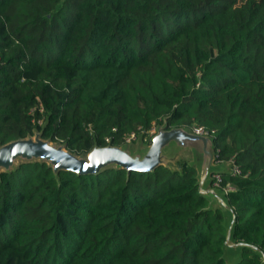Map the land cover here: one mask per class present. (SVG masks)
I'll return each mask as SVG.
<instances>
[{
  "label": "trees",
  "instance_id": "16d2710c",
  "mask_svg": "<svg viewBox=\"0 0 264 264\" xmlns=\"http://www.w3.org/2000/svg\"><path fill=\"white\" fill-rule=\"evenodd\" d=\"M153 126L204 128L239 170L216 172L231 246L193 163L29 162L0 173V264H264V0H0V146L86 156Z\"/></svg>",
  "mask_w": 264,
  "mask_h": 264
},
{
  "label": "water",
  "instance_id": "95a60500",
  "mask_svg": "<svg viewBox=\"0 0 264 264\" xmlns=\"http://www.w3.org/2000/svg\"><path fill=\"white\" fill-rule=\"evenodd\" d=\"M173 147L191 149L197 170L198 192L207 198L213 197L218 200L217 202L231 213L218 192L208 188L212 174L219 171V166L213 164L212 139L194 135L184 128L167 130L165 126L159 127L144 154L139 152L132 154L125 149L107 145L94 147L86 156L72 154L63 145H54L41 139L40 134L36 133L32 138L19 139L0 146V173L9 172L19 163L29 162H44L52 168L54 174L66 171L79 176L97 175L112 167L123 169L127 174L147 173L160 166L169 167L166 155ZM233 219L232 215L226 245Z\"/></svg>",
  "mask_w": 264,
  "mask_h": 264
},
{
  "label": "rangeland",
  "instance_id": "374dc122",
  "mask_svg": "<svg viewBox=\"0 0 264 264\" xmlns=\"http://www.w3.org/2000/svg\"><path fill=\"white\" fill-rule=\"evenodd\" d=\"M159 127H161V126H156L155 127L154 133L157 132ZM150 137L152 138L153 136H150ZM53 144L54 145H59V144H56V143H53ZM148 146L149 145H146L145 143L142 142V139L135 138L132 142L126 143L125 146H123V148L122 147L121 148L125 149L128 153L135 154V153L139 152L141 154H144L145 151L147 150ZM166 157H167V160L169 161V167L171 169H174L176 167L177 162L180 161V160H184V161H187V162H190V163L194 164L193 153H192L191 149H188V148H176V147H173V148H171L168 151ZM213 164H214V158H213ZM228 168H229V164L228 163H226L224 165L220 164L219 171L220 170H226V169L228 170ZM211 179H212V176H211ZM211 186H212V183L209 185L208 188L216 190L215 188H213ZM217 194L220 195L221 198L224 201V198H223L222 194L219 193V192ZM209 201H210L211 204H214V203L217 204L218 203V206L223 208V212L225 213V215L229 219L230 226H231L232 214L229 211H227L219 202H217L218 200L214 199L213 197H210ZM230 226L228 228H230ZM228 232H229V229H228ZM228 245L231 246L230 243H228Z\"/></svg>",
  "mask_w": 264,
  "mask_h": 264
},
{
  "label": "built area",
  "instance_id": "2783aa9c",
  "mask_svg": "<svg viewBox=\"0 0 264 264\" xmlns=\"http://www.w3.org/2000/svg\"><path fill=\"white\" fill-rule=\"evenodd\" d=\"M154 129H155V126H153L149 131H148V134L150 136H154L156 133H154ZM189 132L194 134V135H197V136H202V137H208V138H211L210 137V134L202 127H192L191 129H189ZM135 139V136L132 134L129 138H127L125 140L126 143H130L132 142L133 140ZM233 162L230 161L228 164L230 166V164H232ZM214 164H219V162H214ZM233 165V164H232ZM231 174L233 176L239 174V170L237 169V167H235L234 165L231 167ZM220 183V176L215 172L213 175H212V186L213 188L215 187H218ZM233 188L229 185H227L224 189V192L225 194L228 193L229 191H231Z\"/></svg>",
  "mask_w": 264,
  "mask_h": 264
},
{
  "label": "crops",
  "instance_id": "0c3cea01",
  "mask_svg": "<svg viewBox=\"0 0 264 264\" xmlns=\"http://www.w3.org/2000/svg\"><path fill=\"white\" fill-rule=\"evenodd\" d=\"M177 148V147H176ZM214 165H216V166H219L220 167V164H214ZM219 172V171H218Z\"/></svg>",
  "mask_w": 264,
  "mask_h": 264
}]
</instances>
